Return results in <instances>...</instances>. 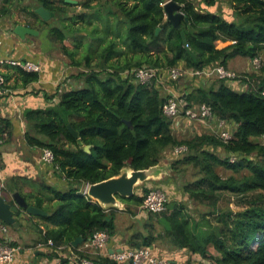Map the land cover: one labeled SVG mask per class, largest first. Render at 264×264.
Masks as SVG:
<instances>
[{
  "label": "trees",
  "instance_id": "1",
  "mask_svg": "<svg viewBox=\"0 0 264 264\" xmlns=\"http://www.w3.org/2000/svg\"><path fill=\"white\" fill-rule=\"evenodd\" d=\"M169 1L182 6L185 19L180 28L165 16L164 4ZM218 1L85 0L76 5L64 0L60 5L50 0L40 1L60 21L61 26L50 29V36L62 44L70 37L74 40L75 50L64 45L63 52L76 67L83 64L77 55L79 48H83L84 37L78 35L81 31L76 25L79 21L92 24L94 18L101 20L102 15L106 22L104 29L95 27L91 31L97 46L84 56L87 67L97 58L99 70L84 72L85 84L81 88H74L69 81L66 91H61L59 85L54 93L49 92L47 99L58 100L54 105L25 112L28 127L33 131V134L27 133V143L51 149L55 155V171L67 182L64 189L42 184V195L49 196L52 203L45 205L41 197L35 202L36 207L48 213L39 217L46 226V233L42 235L44 243L51 240L55 250L71 249L101 264H128L117 262L107 254L80 252L81 245L77 248L72 245L77 238L87 241L99 231H106L110 236L117 234L116 214L124 211L105 210L84 195L81 187L119 176L126 167L146 170L168 159L173 164L172 173L178 176L183 175L182 165L199 169L198 179L182 185L192 200L216 206L225 193L240 198L256 193V198L242 211L221 214L219 224L213 225L206 217L193 222L183 211L185 207L170 199L163 183L140 186L133 197L122 202L125 211L133 213L130 216L150 219L145 221L149 232H135L126 249L149 248L157 257L175 264H185L196 256L211 259L210 264H264V0H231L232 20L218 12ZM14 2L2 0L0 16L10 14ZM78 6L93 13L73 12ZM24 11L28 13L26 8ZM115 15L119 17L116 31L111 21ZM88 16L90 19H86ZM33 18L40 25L46 24L36 10L30 12V19ZM30 23L31 28L38 30ZM110 36L113 39L108 41ZM238 56L251 60L261 58L260 70L250 74L253 83L229 68V60ZM219 66L234 71L237 77L220 79L205 74L188 77L200 81V86L186 95V101L189 106L209 105L217 119L235 126L228 143L207 133L179 139L174 133V119L163 112L172 96L169 88L174 82L165 81L171 86L166 89L158 80L143 85L126 74L133 69L153 68L166 79L172 68L206 72ZM105 70L109 74L102 78L101 72ZM20 72L25 84L40 79V73L23 69ZM82 74L78 77L82 78ZM203 83L206 85L202 86ZM240 83L248 85L244 92L235 90ZM69 126L79 133L78 137ZM11 129L10 122L0 119V134L4 139L6 134H11ZM79 141L90 147L91 152L83 151ZM178 146H186L188 151L176 155ZM218 149L224 150L227 156L220 157ZM234 156L236 161L231 162ZM220 167L234 173L246 170L249 174L242 178H224L217 170ZM157 189L168 195L167 210L161 214L145 211L134 214L132 206L142 210L149 192ZM160 239H169L173 245L170 247L176 251L165 253L157 245ZM211 247L218 255L211 252Z\"/></svg>",
  "mask_w": 264,
  "mask_h": 264
},
{
  "label": "crops",
  "instance_id": "2",
  "mask_svg": "<svg viewBox=\"0 0 264 264\" xmlns=\"http://www.w3.org/2000/svg\"><path fill=\"white\" fill-rule=\"evenodd\" d=\"M40 1L41 0H29V5L27 7L28 13L22 14L17 11L20 9L18 8L20 4L18 0H15L11 13L0 16V41L3 43L1 48L3 57L16 61L35 62L43 68V71L40 73V79L37 82L25 84L22 79L20 68L10 65L0 67V72L3 73L7 82V92L0 99V119H5L12 124V129L10 130L11 134L5 135V142H7L0 150V160L2 162V166L0 167L1 177L7 187L4 192L5 195L3 196L10 204L14 205L15 200L13 196L15 193H20L30 205L35 207V202L38 200L37 197L45 199V205L52 203L49 196L42 195V184L50 185L56 189H64L66 185L64 186L62 179H59L54 165L41 162L40 158L43 149L32 147L27 143V133L33 134V131L28 127V122L25 119V112L29 109H43L54 105L58 100H56V98L47 99L46 95L49 92L54 93L55 88L58 87L61 82L66 83L71 81H66L71 73V67L68 66V63H66V61L62 62L57 58H49L47 52L49 47H45V44L48 45L47 42H42L41 39H34L37 36L43 38L40 34H27L25 37H20L15 33L17 26L33 29L28 25V23L33 21V19H30V12L43 7L40 5ZM50 1L54 2L56 5H60L62 0ZM64 1L70 4H78L80 2L77 0ZM1 3L2 0H0V7ZM25 17L29 18H26V20ZM85 26H87V24L83 21H79L76 25V27L80 28V31L82 28H85ZM89 26L93 28L97 27L94 26V23L89 24ZM33 30L39 33L38 30ZM78 35L86 36L79 32ZM25 41L28 43H25ZM228 66L231 70H236L240 73H245V71L248 70V67L241 70L238 68L236 69V67H231L229 64ZM166 79L162 78L159 82L168 89V87L171 86L165 82ZM203 85L206 84L203 83L202 86ZM199 86L200 81L189 79V82L184 83V87H182V85L180 87L173 85L169 88V92L175 96L176 94L178 96L183 95V97L186 98V95L192 93V91ZM240 86L241 85L237 84L238 88ZM243 88L244 90L246 89V87ZM181 90H183L182 94H180ZM190 124L191 120L189 121L188 118L182 115L174 120V129H177L178 132H184L186 128H189ZM231 125V123H228V128L233 134L230 128ZM207 129L208 127L204 124L200 126L194 125L191 129V133L194 135L203 132L206 133L204 130ZM208 134L211 133L209 132ZM154 170L157 172V175L142 186H152L153 184L155 185V183H163V188L168 190L171 200L180 198L181 192L179 188L183 189L182 184L177 182V185L180 186L178 187L176 183H172V178H168L171 172V161L163 159L154 167ZM30 180L39 184L37 190L31 186ZM2 194L3 193L0 191V195ZM20 211L21 212L16 215L19 227L13 228L9 226V234L4 237L9 243L17 244L16 248L18 251L13 264H73L70 259V254L68 253L69 249L58 248V250H55L54 246L43 242L42 235L46 233V226L39 217L44 216H33L22 209ZM126 218L124 212L116 214L118 231L117 234L110 236L108 245L103 251L104 255L120 252L129 247L128 240L135 232L125 235L121 233L120 230L123 229L124 223L127 220ZM131 218L133 219L134 217L131 216ZM2 225L6 224L0 221V228ZM40 228L43 229V233H41ZM0 238H2L1 234ZM90 254L93 255V253ZM174 257L178 259L177 254H174Z\"/></svg>",
  "mask_w": 264,
  "mask_h": 264
},
{
  "label": "rangeland",
  "instance_id": "3",
  "mask_svg": "<svg viewBox=\"0 0 264 264\" xmlns=\"http://www.w3.org/2000/svg\"><path fill=\"white\" fill-rule=\"evenodd\" d=\"M77 1L78 2L80 1L79 3H81L85 0H77ZM18 2L20 4V6L18 8H20V9H18L17 11L19 13H22V14H27V12L24 11V8L27 9V7L29 5V0H18ZM218 2H219L218 6H217L218 12L224 14L226 17H228L229 20H232L234 15H233L231 0H219ZM73 12H76L78 14H82L85 12L88 14H90V12L93 13V11H91V10L87 11L84 8H82L81 6H78L76 9L73 10ZM97 15H95V16H97ZM102 16L104 17V15H102ZM103 17H101V20L98 18H94V20H93L94 26H97L100 29H104L106 27L105 26L106 22H105V19ZM26 18L27 17H25V19ZM86 19H90V16H88ZM117 19H119V17H117L116 15L114 17L113 16L111 17L112 29L115 31L117 30V23H118ZM32 22H33L34 26L36 28H38L40 36L43 37V38H41V37L37 36L34 39L35 40L41 39L42 42H45V41L47 42L48 45L45 44V47H49V50H47L49 58H57V59L61 60L62 62L66 61V63H68V66H70L71 60L68 58V56H66L64 54L63 46L66 45L68 47V49L75 50L76 45H75L74 40H72V38L70 37L64 42V44H62L58 40H55L53 37L50 36V29L54 26H61L59 24L60 21L56 20L55 16H53V17H49V19L46 20V24L40 25L37 22V20H35L34 18H33ZM93 29H95V28H93L92 26H89V24H87V26H85V28H82L81 32H80L83 35H86L82 39L83 43H84V44L82 43L83 48L82 47L79 48L80 52L77 55L78 59L82 60L83 64L80 67H76V66L71 65L72 66V67L70 66L71 67V73H70V76L68 77V79L66 80V81L71 80L70 85H72L74 88H79V87L84 85V82H85V80L83 78V76H85L84 72H91V71L99 70L97 67V61H98L97 58H95L94 62L91 64V67H87L85 65V60H84V56L88 53V51L90 49H94L97 46V44H96L97 39H95V35L91 33V31H93ZM65 31L68 33L67 30H65ZM69 34H71V33H69ZM70 36H72V35H70ZM110 39H113V36L108 37L107 40L109 41ZM25 43H28V42L25 41ZM119 46L123 47V44L121 42H119ZM262 55H263V59H264V54H262ZM263 62H264V60H263ZM229 65L231 67H236V69L238 68L241 70H243V68L248 67V70H247L248 72L245 71V73H242V72L240 73V72H237L236 70H234V71H236L237 73H239L241 75H245L247 77L248 82L253 83V79L250 76V74L254 70L251 59L245 58L242 56H238L236 58L230 59ZM249 68H250V70H249ZM80 73H83L81 76L82 78L78 77V75ZM108 74H109V72L105 70L104 72H101V77L102 78L107 77ZM189 79L190 78H188V79L183 78L179 82L174 83V86L180 87L182 85V87H184V83L189 82ZM192 80L195 81V79H192ZM167 84L170 86V83H167ZM239 85H241L239 88L238 87L235 88V90L237 92H244L243 87L247 88V86H248L244 83L243 84L240 83ZM60 88H61V91H66V89H68V86L66 85V83L61 82ZM182 93H183V90L180 91V94H182ZM179 96H183V95H179ZM194 125L200 126L201 124L199 122L191 121V124L189 125V128H186V131L178 132L177 129L176 130L174 129V133L179 139H189V138L193 137V135H194L191 133V129L194 127ZM230 128H231L232 132H234L236 130L235 126H233V125H231ZM204 131L207 134L210 132L209 129L204 130ZM6 142H4V144H6ZM216 152L222 158L227 156L225 151L222 149H218ZM171 165H173V164L171 163ZM1 166H2V162L0 160V167ZM181 167H182V174L183 175L178 176L175 173H172L173 166H171V172L169 173L168 178L173 177V179L175 180L174 183H176V185H177V182H179V184L183 185L184 181H187V182L195 181L196 179H198L201 176L199 169H195L193 166L186 167V166L182 165ZM183 167H185V170H183ZM126 170H129V168H126ZM217 170H218L219 174L222 175L224 178H227L230 176L242 178L243 176H247L249 174V172L246 170H244L240 173H234L232 170L225 168V167H220ZM62 181H63L64 186H65L67 182H65L64 179H62ZM30 182H31V186L37 190L39 184L35 183L32 180H30ZM177 186L180 187L179 185H177ZM6 188H7L6 183H4V187L0 186V191L3 193L2 195H5L4 192L6 191ZM86 188H87L86 186L81 187L82 190H85ZM179 190L181 192V196L175 202H177L178 205H182L183 207H185L183 211L186 213V215L190 216V218L193 222H194V220L202 221V219L204 217H206L207 219H209L213 223V225L219 224V221H220L219 217L221 214H223L227 211H233L236 213V212L242 211L243 209L248 207L251 204V201L254 200L256 198V195H257L255 193V194H250L245 198H240V197H235L229 193H225L221 196L217 205L214 206L211 204V202L208 203L207 201L206 202H200L197 200H192V199H190L189 195L183 191V189L179 188ZM178 207H180V206H178ZM125 209L122 212H124L125 216L127 217L126 218L127 220L124 223L123 229L120 230L121 233L125 235V234L131 233V232L142 231V232H145L148 234L149 228L146 229L145 221L150 220V219L146 220V217H143L140 215L138 216V218H137V216H135L132 219L130 215L133 213L128 212L129 213V215H128V213L125 211ZM132 209L134 210V214L143 213V212H141V211H143V210H141V208L138 209V208L132 206ZM143 215H145V214H143ZM140 217H142L143 219H141ZM153 220H156V219L153 218ZM157 232H159V231H157ZM157 245H159L158 247L161 250L165 249V251H166L165 253H169V252L171 253V251L176 250L175 248L170 247L173 245L169 239H160ZM210 250L213 254H215V256L218 255L214 248L211 247ZM211 262H212L211 259H204L201 256H196L194 258H189V260H187L185 264H210Z\"/></svg>",
  "mask_w": 264,
  "mask_h": 264
},
{
  "label": "built area",
  "instance_id": "4",
  "mask_svg": "<svg viewBox=\"0 0 264 264\" xmlns=\"http://www.w3.org/2000/svg\"><path fill=\"white\" fill-rule=\"evenodd\" d=\"M3 43L0 41V67L5 65H10L12 67H18L27 72L41 73L43 68L31 61H16L13 59H8L3 57L1 48ZM252 65L255 71L260 70L262 67V60L256 57L252 60ZM127 76L132 77L135 81L141 84H151L155 80L160 81L162 74L158 70L153 68H138L129 70L126 72ZM207 75L209 77L217 76L220 79H235L237 74L234 71L227 70L224 66H219L214 69H210L206 72L201 71H184L181 68H172L168 71V76L166 81L179 82L183 78L195 77L201 75ZM162 79V78H161ZM165 79V78H164ZM6 78L3 73L0 72V99L6 94ZM169 98L168 102L163 108V112L166 116L178 119L180 116L188 118L191 121L199 122L208 127L211 135L218 136L223 142L228 143L232 139V133L228 128V122L226 120L217 119L212 108L207 104H197L194 106H189L186 98L183 96L173 95ZM5 142L4 137L0 134V150ZM264 142V138H263ZM188 151L186 146H178L175 148L176 155H182ZM41 162L49 165H54L55 155L53 151L49 148H44L42 150ZM236 161V156L231 158V162ZM56 170V168H55ZM0 182L1 187H4V180L1 177L0 168ZM86 189L83 191L84 195H88V190L90 185H86ZM168 195L166 192L161 190H151L147 195L143 205L142 210L148 213L161 214L167 210ZM0 264H13L15 262L16 253L18 249L10 245L5 236L9 234V226L2 225L0 228ZM110 240V234L106 231H99L95 233L89 240L85 241L79 248L80 252L83 253H93V255H104L103 251L106 249L108 242ZM53 246V242L50 240L49 243ZM70 259L72 263L78 264H101L93 258H83L76 252L69 249ZM113 260L121 263L128 264H175L166 259L157 257L151 249L149 248H139V249H126L120 252H115L112 254H107Z\"/></svg>",
  "mask_w": 264,
  "mask_h": 264
},
{
  "label": "water",
  "instance_id": "5",
  "mask_svg": "<svg viewBox=\"0 0 264 264\" xmlns=\"http://www.w3.org/2000/svg\"><path fill=\"white\" fill-rule=\"evenodd\" d=\"M37 13L42 17L43 20H48L49 17L55 16L53 12H50L44 7L36 10ZM164 13L166 18L172 23L173 26L180 28L181 21L185 19V15L182 12V6L169 1L164 4ZM131 27V25H130ZM15 33L20 37H25L27 34L38 35L39 33L33 29L24 26H17ZM185 37V34L182 33ZM126 123L131 125L130 122ZM74 136L78 137L79 133L69 126ZM81 149L86 152H91V148L84 146L81 141ZM129 168V167H126ZM124 168L119 176L113 177L106 181L90 185L88 195L95 202L99 203L105 210L119 209L124 210L126 207L122 202L124 198H131L136 193V188L142 186L147 181L153 179L157 172L154 167L146 170H133ZM15 204H10L3 195H0V221L13 228H18L19 223L17 222L16 215L21 212L22 209L26 213L33 216H47L48 213L41 208L30 205L28 201L20 194L15 193L13 196ZM82 237L77 238L73 241L74 247H79L84 243Z\"/></svg>",
  "mask_w": 264,
  "mask_h": 264
}]
</instances>
